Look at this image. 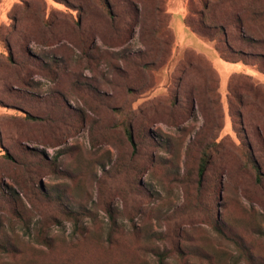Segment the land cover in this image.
<instances>
[{
  "label": "rangeland",
  "instance_id": "374dc122",
  "mask_svg": "<svg viewBox=\"0 0 264 264\" xmlns=\"http://www.w3.org/2000/svg\"><path fill=\"white\" fill-rule=\"evenodd\" d=\"M0 264H264V0H0Z\"/></svg>",
  "mask_w": 264,
  "mask_h": 264
},
{
  "label": "trees",
  "instance_id": "16d2710c",
  "mask_svg": "<svg viewBox=\"0 0 264 264\" xmlns=\"http://www.w3.org/2000/svg\"><path fill=\"white\" fill-rule=\"evenodd\" d=\"M192 25V23H191ZM209 32V28L207 26H205V34H208ZM224 34H226V32L224 31ZM7 41V40H6ZM226 43H227V40H226ZM9 44H8V48H9ZM230 50L232 52H235L233 49H231V47H229ZM218 51L220 52L221 56L223 59H225L226 61H229V62H238L236 60H231L230 57H228L225 53V51L222 49V47H217ZM237 53V52H236ZM239 116L241 118L242 114L239 113ZM128 135L130 137V140L132 143H135V137H134V133L133 131L130 129L128 131ZM209 163H210V156H209V153L207 151L204 152L203 156H202V160H201V163H200V167H199V176H200V179H202L205 175H206V172H207V169H208V166H209Z\"/></svg>",
  "mask_w": 264,
  "mask_h": 264
},
{
  "label": "crops",
  "instance_id": "0c3cea01",
  "mask_svg": "<svg viewBox=\"0 0 264 264\" xmlns=\"http://www.w3.org/2000/svg\"><path fill=\"white\" fill-rule=\"evenodd\" d=\"M221 58V57H220ZM222 59V58H221ZM229 63H239V64H241L242 66H241V68L239 69V70H237V71H243V70H245L246 69V64H244V63H242V62H229Z\"/></svg>",
  "mask_w": 264,
  "mask_h": 264
}]
</instances>
